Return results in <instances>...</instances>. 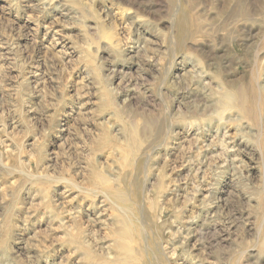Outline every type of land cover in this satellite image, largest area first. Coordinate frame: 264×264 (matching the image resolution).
<instances>
[{"label":"rangeland","instance_id":"obj_1","mask_svg":"<svg viewBox=\"0 0 264 264\" xmlns=\"http://www.w3.org/2000/svg\"><path fill=\"white\" fill-rule=\"evenodd\" d=\"M0 264H264V0H0Z\"/></svg>","mask_w":264,"mask_h":264},{"label":"bare ground","instance_id":"obj_2","mask_svg":"<svg viewBox=\"0 0 264 264\" xmlns=\"http://www.w3.org/2000/svg\"><path fill=\"white\" fill-rule=\"evenodd\" d=\"M257 93H259V92H257ZM142 150V149H141Z\"/></svg>","mask_w":264,"mask_h":264}]
</instances>
